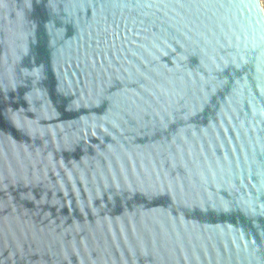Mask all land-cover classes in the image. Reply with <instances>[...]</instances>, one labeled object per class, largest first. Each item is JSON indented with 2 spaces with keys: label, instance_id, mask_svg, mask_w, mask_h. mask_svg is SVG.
<instances>
[{
  "label": "water",
  "instance_id": "1",
  "mask_svg": "<svg viewBox=\"0 0 264 264\" xmlns=\"http://www.w3.org/2000/svg\"><path fill=\"white\" fill-rule=\"evenodd\" d=\"M0 264H264L260 0H0Z\"/></svg>",
  "mask_w": 264,
  "mask_h": 264
},
{
  "label": "built area",
  "instance_id": "2",
  "mask_svg": "<svg viewBox=\"0 0 264 264\" xmlns=\"http://www.w3.org/2000/svg\"><path fill=\"white\" fill-rule=\"evenodd\" d=\"M260 2H261L262 6L264 8V0H260Z\"/></svg>",
  "mask_w": 264,
  "mask_h": 264
}]
</instances>
